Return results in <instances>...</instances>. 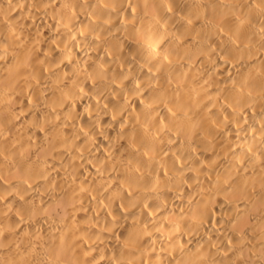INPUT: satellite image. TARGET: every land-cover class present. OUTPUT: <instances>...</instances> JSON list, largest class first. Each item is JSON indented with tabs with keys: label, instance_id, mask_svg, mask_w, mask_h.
Returning a JSON list of instances; mask_svg holds the SVG:
<instances>
[{
	"label": "bare ground",
	"instance_id": "1",
	"mask_svg": "<svg viewBox=\"0 0 264 264\" xmlns=\"http://www.w3.org/2000/svg\"><path fill=\"white\" fill-rule=\"evenodd\" d=\"M0 264H264V0H0Z\"/></svg>",
	"mask_w": 264,
	"mask_h": 264
}]
</instances>
